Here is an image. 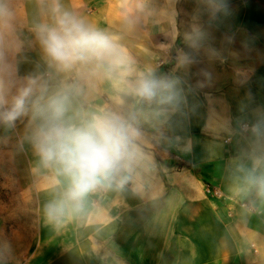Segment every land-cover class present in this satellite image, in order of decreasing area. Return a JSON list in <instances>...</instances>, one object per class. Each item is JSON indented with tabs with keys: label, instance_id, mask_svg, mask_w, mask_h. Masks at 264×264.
I'll use <instances>...</instances> for the list:
<instances>
[{
	"label": "crops",
	"instance_id": "obj_1",
	"mask_svg": "<svg viewBox=\"0 0 264 264\" xmlns=\"http://www.w3.org/2000/svg\"><path fill=\"white\" fill-rule=\"evenodd\" d=\"M63 2L120 37L137 72L174 81L179 102L132 107L140 135L131 179L59 225L44 206L61 178L40 168L30 116L0 124V264H264V195L237 167L248 163L246 128L264 120V0ZM13 3L22 48L7 58L18 77L48 72L30 31L36 0ZM125 13L137 18L130 29ZM80 104L127 101L103 83Z\"/></svg>",
	"mask_w": 264,
	"mask_h": 264
},
{
	"label": "clouds",
	"instance_id": "obj_2",
	"mask_svg": "<svg viewBox=\"0 0 264 264\" xmlns=\"http://www.w3.org/2000/svg\"><path fill=\"white\" fill-rule=\"evenodd\" d=\"M36 5L30 31L49 71L18 77L5 54L22 48L17 10L13 0H0V124L14 128L30 116L27 139L39 166L61 178L44 206L46 218L59 225L82 215L94 193L122 188L131 179L140 135L132 107L173 106L179 92L174 81L137 72L120 37L89 23L63 0H36ZM122 22L130 29L137 18L125 13ZM103 83L125 97V107L85 110L80 101ZM246 131L252 140L248 163L237 167L244 184L264 195V120Z\"/></svg>",
	"mask_w": 264,
	"mask_h": 264
},
{
	"label": "rangeland",
	"instance_id": "obj_3",
	"mask_svg": "<svg viewBox=\"0 0 264 264\" xmlns=\"http://www.w3.org/2000/svg\"><path fill=\"white\" fill-rule=\"evenodd\" d=\"M6 197H5V194L3 193V190L1 191V188H0V200H5Z\"/></svg>",
	"mask_w": 264,
	"mask_h": 264
},
{
	"label": "built area",
	"instance_id": "obj_4",
	"mask_svg": "<svg viewBox=\"0 0 264 264\" xmlns=\"http://www.w3.org/2000/svg\"><path fill=\"white\" fill-rule=\"evenodd\" d=\"M242 128L244 129L245 128V125H242Z\"/></svg>",
	"mask_w": 264,
	"mask_h": 264
}]
</instances>
